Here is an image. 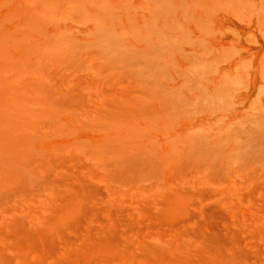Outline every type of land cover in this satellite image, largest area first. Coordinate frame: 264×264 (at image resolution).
<instances>
[{"label":"rangeland","instance_id":"rangeland-1","mask_svg":"<svg viewBox=\"0 0 264 264\" xmlns=\"http://www.w3.org/2000/svg\"><path fill=\"white\" fill-rule=\"evenodd\" d=\"M0 264H264V0H0Z\"/></svg>","mask_w":264,"mask_h":264}]
</instances>
